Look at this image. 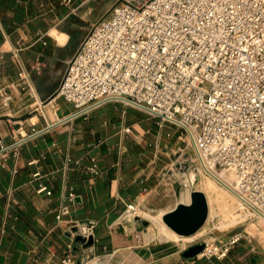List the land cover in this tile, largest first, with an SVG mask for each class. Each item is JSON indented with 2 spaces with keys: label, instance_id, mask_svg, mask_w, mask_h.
I'll return each mask as SVG.
<instances>
[{
  "label": "crops",
  "instance_id": "1",
  "mask_svg": "<svg viewBox=\"0 0 264 264\" xmlns=\"http://www.w3.org/2000/svg\"><path fill=\"white\" fill-rule=\"evenodd\" d=\"M115 1L0 0V89L13 97L0 107V264H264L257 227L223 259H184L187 246L155 260L136 244L147 223L138 213L172 210L199 164L174 124L117 100L74 117L56 94L69 60ZM19 64L30 90L17 85ZM92 159L97 176L84 171ZM40 185L51 194L37 193ZM129 204L135 218L125 216ZM63 206L68 213L57 219ZM81 224L91 226L88 249L75 241Z\"/></svg>",
  "mask_w": 264,
  "mask_h": 264
},
{
  "label": "built area",
  "instance_id": "2",
  "mask_svg": "<svg viewBox=\"0 0 264 264\" xmlns=\"http://www.w3.org/2000/svg\"><path fill=\"white\" fill-rule=\"evenodd\" d=\"M19 66L17 85L30 90ZM7 88L0 89L3 109L13 102ZM56 94L74 106V117L117 100L158 125L178 126L199 166L230 174L235 197L264 218V0L118 2L69 60ZM84 171L97 176L96 161ZM37 193L51 194L43 185ZM67 213L63 206L56 218ZM125 216H138L136 206L127 205ZM75 233L87 237L91 226ZM240 239L204 243L198 256L223 259ZM62 263L73 264L70 257Z\"/></svg>",
  "mask_w": 264,
  "mask_h": 264
},
{
  "label": "rangeland",
  "instance_id": "3",
  "mask_svg": "<svg viewBox=\"0 0 264 264\" xmlns=\"http://www.w3.org/2000/svg\"><path fill=\"white\" fill-rule=\"evenodd\" d=\"M118 1L119 0H116L112 7L116 5ZM120 1L125 2V0ZM205 88H209V85L205 84ZM198 168L199 169L189 173V175L191 173L194 174V182L191 184L185 183L180 188L176 200H172L169 209L172 208L176 202H188L189 193L192 189L199 190L205 194L207 199L209 210L207 221L197 233L188 236L191 238V241H185V237L181 236L177 239L161 240L160 237H158L161 232L160 227L151 219L145 217V215L155 217L159 222L163 223L161 217L164 213H160L159 210L138 213L141 219L147 222V225L142 235H140V240L137 238L135 240L137 245L146 246L148 248L149 258L153 257V259L157 260L163 256L171 255L181 248L199 243H207L211 246V244L221 245V241L222 244H225L229 242L232 237L241 234L244 230H254L253 228L255 227L260 231L264 230V220L252 214V212L239 202L228 189L226 190L221 183L210 176L206 170H203L200 166H198ZM216 172L217 177L224 175L227 179L231 177L230 174L223 173V171L216 170ZM223 183L227 185L228 182L226 183L224 181ZM254 236L256 240H264V237H262L264 233H256ZM259 236L261 238H259Z\"/></svg>",
  "mask_w": 264,
  "mask_h": 264
},
{
  "label": "water",
  "instance_id": "4",
  "mask_svg": "<svg viewBox=\"0 0 264 264\" xmlns=\"http://www.w3.org/2000/svg\"><path fill=\"white\" fill-rule=\"evenodd\" d=\"M208 213L205 194L192 189L189 193V201L177 203L172 210L162 215L161 220L176 235L188 237L197 233L204 226ZM144 225L146 226L147 223ZM75 241L84 249L92 247L94 242L92 236L84 237L81 235H77ZM204 247V243L191 245L181 252V257L184 259L195 258Z\"/></svg>",
  "mask_w": 264,
  "mask_h": 264
},
{
  "label": "bare ground",
  "instance_id": "5",
  "mask_svg": "<svg viewBox=\"0 0 264 264\" xmlns=\"http://www.w3.org/2000/svg\"><path fill=\"white\" fill-rule=\"evenodd\" d=\"M207 172H208V174L210 175V176H212L214 179H216L219 183H221L223 186H224V188L227 190H229L230 191V193L232 192L231 191V189L229 188V183H231V178L232 177H230V178H228L227 179V177L224 175V176H219V177H217L216 175V173H214V172H212V171H210V170H206ZM228 182L227 183V185L226 184H224L223 182ZM231 194H233V192L231 193ZM234 195V194H233ZM235 196V195H234ZM145 217H148L149 219H151L153 222H155L159 227H160V229H161V232L159 233V235H158V237H160V239L161 240H169V239H177L178 237H180V236H178V235H176L174 232H172L169 228H167L166 227V225L164 224V223H161V222H159V220L158 219H156L155 217H149V216H147V215H145ZM262 220H264V218H262V217H260ZM150 220V221H151ZM151 221V222H152ZM145 241V240H144ZM185 241H191V238L190 237H185Z\"/></svg>",
  "mask_w": 264,
  "mask_h": 264
}]
</instances>
